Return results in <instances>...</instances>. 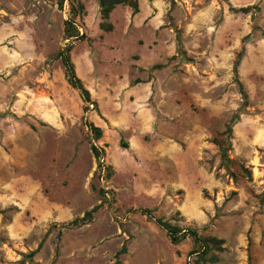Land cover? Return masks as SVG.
Segmentation results:
<instances>
[{
  "label": "rangeland",
  "instance_id": "374dc122",
  "mask_svg": "<svg viewBox=\"0 0 264 264\" xmlns=\"http://www.w3.org/2000/svg\"><path fill=\"white\" fill-rule=\"evenodd\" d=\"M61 1L0 0V264H264V0Z\"/></svg>",
  "mask_w": 264,
  "mask_h": 264
},
{
  "label": "trees",
  "instance_id": "16d2710c",
  "mask_svg": "<svg viewBox=\"0 0 264 264\" xmlns=\"http://www.w3.org/2000/svg\"><path fill=\"white\" fill-rule=\"evenodd\" d=\"M100 2V8H101V17L103 21H106L109 19L110 13L114 10V8L117 5L120 4H127L129 6H131L135 12L138 11V5L136 0H99ZM63 6V1L60 0L59 2V7L62 8ZM101 29L104 31H111L110 29H112L111 26H108V28L104 27V24H101ZM76 36V35H75ZM70 52H71V46L66 47L63 51H61L59 53V57L65 67L66 70V78L68 83L70 84L71 87H73L74 89H76L77 91H79L81 98L83 99V101L85 103L87 102H91V96L89 91L83 86L81 80L77 77L76 71H75V67L71 61L70 58ZM88 110V108H84V111L86 112ZM94 132L96 133V136L100 137L101 136V131L99 128H95L93 127ZM128 146H125V148H127ZM94 153L97 155V157H100V153L98 151V149L96 147L93 148ZM96 210H93V213ZM92 212L88 213V216L90 218H92L93 215ZM147 216H151L150 212H144ZM85 222V221H83ZM76 225H78V222H74ZM156 223L159 225V227L163 228L164 230H166L169 234V236L171 237V240L173 241V243H176L179 241V235H181V231L177 228H174L173 226H171L170 224H167L165 222H162L160 220L156 221ZM190 236L198 243L200 242V238L197 237V234L195 231H190L189 232ZM185 236V235H183ZM195 252H192L191 254H194Z\"/></svg>",
  "mask_w": 264,
  "mask_h": 264
},
{
  "label": "crops",
  "instance_id": "0c3cea01",
  "mask_svg": "<svg viewBox=\"0 0 264 264\" xmlns=\"http://www.w3.org/2000/svg\"><path fill=\"white\" fill-rule=\"evenodd\" d=\"M91 64V63H90ZM87 67H89V69L91 70V66H89L88 64H87Z\"/></svg>",
  "mask_w": 264,
  "mask_h": 264
}]
</instances>
